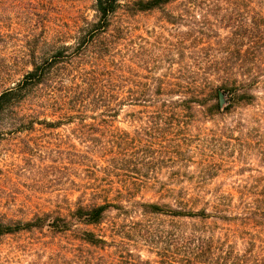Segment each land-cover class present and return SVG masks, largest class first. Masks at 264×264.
<instances>
[{"label": "trees", "instance_id": "16d2710c", "mask_svg": "<svg viewBox=\"0 0 264 264\" xmlns=\"http://www.w3.org/2000/svg\"><path fill=\"white\" fill-rule=\"evenodd\" d=\"M173 7L182 13L168 10ZM89 9L91 20L77 15L54 53L38 59L32 52L31 69L0 94V138L8 128L32 132L36 123L55 130L64 120L84 148L73 149L72 163L87 169L86 180L76 184L78 196L65 213H42L25 222L0 218V237L39 233L63 239L86 248L83 264H264V175L226 190L221 183L209 185L218 175L215 162L201 165L195 176L173 159L169 184L141 180L147 177L124 167L123 141L113 127L125 106L175 131L199 116L224 121L237 109L255 108L262 90L257 114H240L221 130L262 134L264 162V0H92ZM194 10L206 12L207 20L187 24L184 37L207 45L183 56L180 70L169 76L136 73L133 55L119 49L126 40L124 23L157 11L167 23L187 22L199 15ZM23 104L35 109L6 119ZM177 143L172 156L187 145ZM148 191L160 193L159 201L137 200Z\"/></svg>", "mask_w": 264, "mask_h": 264}, {"label": "rangeland", "instance_id": "374dc122", "mask_svg": "<svg viewBox=\"0 0 264 264\" xmlns=\"http://www.w3.org/2000/svg\"><path fill=\"white\" fill-rule=\"evenodd\" d=\"M127 1L120 0V3ZM91 3L92 0H0V94L14 87L31 69L32 52L38 59L54 53L59 37L69 31L77 15L83 14L91 20ZM168 10L176 15L182 13L178 7ZM194 11L200 16L195 15L187 22L178 20L176 24L167 23L158 11L135 15L124 23L126 40L119 49L124 56L133 55L131 62L136 73L169 76L172 70H180L183 56L207 45L184 37L187 24L199 26L207 20L206 12ZM246 49L247 46L242 47L241 51ZM256 95L255 108L237 109L224 121L199 116L184 121L186 129L179 131L168 129V122H155L133 113L139 110L137 107L125 106L113 122L123 141L124 167L136 168L139 175L147 177L137 176L141 180L169 184L167 169L173 159V163L186 166L195 176L201 165L215 162L218 175L209 179V185L221 183L224 189L230 190L261 180L264 175L262 134L244 136L234 132L228 135L221 130L223 124L234 125L240 114L246 117L257 114L262 108V90ZM33 109L34 105L23 104L13 114L9 112L6 119L27 115ZM47 121L54 122L57 118ZM62 124L55 130L35 123L32 132H13L9 128L2 131L0 218L25 222L42 213H65L70 208L69 203L78 196L75 186L86 180L88 171L74 165L72 155L74 150L82 152L84 148L78 146L77 138L72 135V125H64V120ZM154 124L161 125L160 130ZM178 140L187 145L180 144V151L172 156L171 149ZM146 142L155 145L149 147ZM147 147L148 154H144ZM149 163L162 170L147 172L145 166ZM231 193L237 195L234 191ZM159 196L160 193L148 191L137 200L156 202ZM86 252V248L75 243L39 233L0 237V264H83ZM142 258L153 260L147 253H142Z\"/></svg>", "mask_w": 264, "mask_h": 264}]
</instances>
